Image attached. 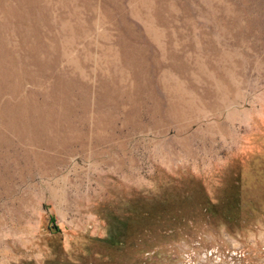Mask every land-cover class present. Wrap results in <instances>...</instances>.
<instances>
[{
  "label": "rangeland",
  "instance_id": "obj_1",
  "mask_svg": "<svg viewBox=\"0 0 264 264\" xmlns=\"http://www.w3.org/2000/svg\"><path fill=\"white\" fill-rule=\"evenodd\" d=\"M0 264H264V0H0Z\"/></svg>",
  "mask_w": 264,
  "mask_h": 264
},
{
  "label": "trees",
  "instance_id": "obj_2",
  "mask_svg": "<svg viewBox=\"0 0 264 264\" xmlns=\"http://www.w3.org/2000/svg\"><path fill=\"white\" fill-rule=\"evenodd\" d=\"M240 199H241L240 192L237 191L236 194H235V199H234L235 202H233L232 206H231V208H233L235 211L236 210L239 211V209L241 207ZM201 208H202L201 209V214H202V216L206 217L207 220H209L211 217H216V215H218L217 213H215L214 207H213L212 203L208 199L204 200V204H203V206ZM164 231L168 232L169 229L168 230H164ZM151 249H152V246L150 244H148L146 246L147 252H149Z\"/></svg>",
  "mask_w": 264,
  "mask_h": 264
}]
</instances>
